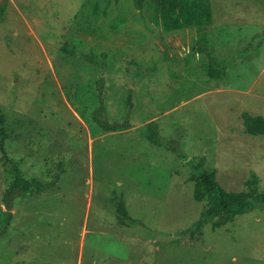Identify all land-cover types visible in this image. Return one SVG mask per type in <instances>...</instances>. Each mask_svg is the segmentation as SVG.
I'll return each instance as SVG.
<instances>
[{"label":"rangeland","instance_id":"374dc122","mask_svg":"<svg viewBox=\"0 0 264 264\" xmlns=\"http://www.w3.org/2000/svg\"><path fill=\"white\" fill-rule=\"evenodd\" d=\"M210 1L171 30L154 0H0V264H264V206L180 234L204 207L190 157L264 191V136L244 129V111L264 115V0ZM101 86L115 130L95 120ZM153 120L188 158L148 139ZM12 160L48 186L9 209Z\"/></svg>","mask_w":264,"mask_h":264},{"label":"trees","instance_id":"16d2710c","mask_svg":"<svg viewBox=\"0 0 264 264\" xmlns=\"http://www.w3.org/2000/svg\"><path fill=\"white\" fill-rule=\"evenodd\" d=\"M144 0H138L141 3ZM156 11L164 12L165 25L168 29L174 30L183 26H199L212 16V6L210 0H154ZM200 43L206 47L205 39ZM227 63L219 62L217 59L212 64L207 65V71L213 77H220L224 74ZM103 88H100V111L95 115V120L103 123L107 130H115V126L107 125L102 122V113L106 110L105 96ZM128 103L133 104L131 99L132 91L129 94ZM244 129L252 135L264 136V115L244 111ZM147 137L151 142L167 143L169 149L174 150L180 157L188 158V154L181 151L180 147L173 143V140H164L159 131L157 121L153 120L148 123ZM162 144V143H161ZM0 146L4 148L3 142ZM192 169L191 178L195 181L194 197L204 203L200 217L191 225L180 231L183 236L194 237L196 234H202L203 226L210 223L214 229L226 225L234 220L236 215L246 213L255 208L264 206V191L258 187V179L254 178L249 182L251 184L248 191L229 190L224 187L218 180L215 170L206 167L205 162L191 158L187 160ZM11 170L15 178L5 193V202L10 209L13 207V201L21 194L33 195L35 192H41L48 186L37 179H28L23 175L15 160L11 162ZM117 219L120 223L130 225L138 222V218L130 214L124 197L117 200L116 206ZM12 211L7 212V217L3 227H0V233L10 225Z\"/></svg>","mask_w":264,"mask_h":264}]
</instances>
